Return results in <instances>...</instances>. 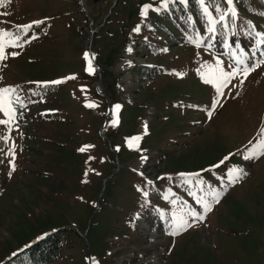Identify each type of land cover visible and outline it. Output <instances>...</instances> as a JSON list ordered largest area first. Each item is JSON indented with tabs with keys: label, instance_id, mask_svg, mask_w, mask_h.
Instances as JSON below:
<instances>
[{
	"label": "rangeland",
	"instance_id": "rangeland-1",
	"mask_svg": "<svg viewBox=\"0 0 264 264\" xmlns=\"http://www.w3.org/2000/svg\"><path fill=\"white\" fill-rule=\"evenodd\" d=\"M206 3L213 14L211 0ZM144 4L159 8L161 0H11L0 7V28L21 33L20 43L30 41L6 50L19 55L0 62V87L14 86L29 100L39 89L35 82L75 76L29 109L33 123L23 136L16 127L11 133L15 171L9 176V164L0 165V261L37 233L66 226L71 232L62 256L51 264H92L90 258L98 264H264V155L244 159L249 141L264 128V64L247 79L234 78L220 99L223 106L209 119L206 110L216 92L197 69L216 58L228 69L231 53L242 49L202 34L173 45L154 25L157 11L142 20ZM217 4L227 8L224 0ZM234 7L239 14L236 0ZM34 20L45 23L28 33L16 27ZM159 36L164 43L157 52L138 42ZM190 38L203 43L197 47ZM86 50L95 54L94 74L85 71ZM261 51L249 43L244 52L250 58L255 52L258 60ZM106 99L112 107L121 105L116 129ZM89 101L96 107H87ZM145 123L139 150L129 148L126 138L142 135ZM106 124L111 142L99 135ZM6 131L0 125V135ZM19 144L27 149L19 152ZM86 145L92 147L78 151ZM229 153L219 168L202 171ZM231 168L247 175L229 184ZM136 170L155 179L153 187ZM179 173L199 177L185 184ZM209 192L222 195L204 220L170 235L172 217L203 213L198 201L212 202ZM165 219L168 224L160 226Z\"/></svg>",
	"mask_w": 264,
	"mask_h": 264
},
{
	"label": "snow or ice",
	"instance_id": "snow-or-ice-1",
	"mask_svg": "<svg viewBox=\"0 0 264 264\" xmlns=\"http://www.w3.org/2000/svg\"><path fill=\"white\" fill-rule=\"evenodd\" d=\"M11 0H0V7L5 6L7 3H10ZM177 0H161V5L159 8L154 7L152 4H144L141 6L140 9V16L142 20L147 17L149 10L153 11H162L166 10L171 3H176ZM180 4L187 5L189 0H178ZM196 3L200 6L203 15L206 18L208 23L207 32L211 34H215L217 32L218 26L220 28L227 29L229 28L233 22L238 18L237 10L234 7V0H224V3L227 5V8H222L220 5H214L216 15L213 16L212 12L209 10V7L206 3V0H196ZM7 13H4L6 15ZM47 19V18H45ZM190 19V18H189ZM44 20H34L29 24L26 25H17L18 29H22L23 33H28L29 30L33 28V26H40L44 24ZM249 27L251 28V23L249 22ZM134 32H140V25H137L134 29ZM255 33V29L252 28V32L249 33L250 35ZM257 40H256V49L259 51L260 46L264 45V33H255ZM38 37L33 34L31 39H37ZM21 40V33H13L10 30H6L0 28V62L5 61L9 58V56L15 57L19 55L17 51H6L9 48H22L24 43H29L30 41L25 39L23 43H20ZM190 42L194 43L197 47H200L203 43L202 39H195L192 40L190 38ZM227 46V45H226ZM239 46L237 45V48ZM129 52L132 49L129 47L127 49ZM166 51V50H165ZM232 55V64L228 66L226 69L223 66V62L219 59H215L214 64L205 63L201 65L200 68L197 69V73L200 75L201 79L204 83L211 85L216 92V95L212 98L211 106L206 110L207 116L209 119L212 118L213 113L216 111L217 107H222L223 105L220 104L221 97L224 96V89L231 84V81L238 77L243 76L244 79H247L249 74L253 72L256 68H258L261 64H264V51L260 52V59H255V52L252 54V58H250L247 53L244 51H233ZM83 58L86 62L85 71L89 74L95 73V67L92 61L95 59V54L90 53L89 51H85L83 53ZM252 60L251 64H249V60ZM130 63V62H129ZM230 69V70H229ZM177 76H183L184 73H176ZM2 79V77H0ZM69 79H75V76H68L61 79L53 80V81H46V82H35L37 83L38 87L46 88L49 85H58L65 83ZM244 80L240 81L243 84ZM235 87L236 85H232ZM17 89L14 86H4L0 87V113L3 114L5 118L0 119V125L6 126L8 132L10 133L13 129V126L16 125L17 120V108L15 105L19 104L21 108H24V103L20 100V97L16 94ZM38 94V93H34ZM239 95V93H237ZM87 107L92 108L96 107L94 103H87ZM189 107H197L195 105H189ZM121 105L116 104L110 110V115L112 116V120L110 121L111 126L116 127L119 124V113H120ZM22 115V113H21ZM18 128V125H16ZM147 123L144 125V133L142 135H136L129 138H126V144L129 148H134L139 150V142L143 138V135H147ZM11 140V136L8 134L0 135V141H3L5 144ZM249 147L246 148L244 153V159L251 160V159H258L261 155H264V128L259 129V134L255 139V142L249 141ZM88 147H92L89 145L82 146L78 151L84 152ZM119 150V148H117ZM0 152H3L5 156H11V160L8 161L9 163V176H11L12 172L15 171V144L14 142L8 148L7 152H4L3 149H0ZM233 155L229 153L227 156L223 157L216 165L210 166L209 169H205L202 171H210L212 168H219L221 165L225 163L229 159V157ZM89 159H93V157H89ZM147 159L146 156H141V161H145ZM87 171L85 172V176H87ZM143 176V173H139ZM180 177L183 178V183L191 184L193 183V178L199 177V173H179ZM247 173L243 169L238 168H231L228 170V182L229 184L238 183L240 179L246 176ZM163 177H158L157 179H162ZM171 178V177H169ZM84 182H87L86 180ZM153 182L148 180L146 181L147 185H151ZM195 183L199 185L202 183L201 180L196 179ZM138 190H141L138 187ZM142 191V190H141ZM144 197L148 196L147 191H143ZM209 196L212 197V202H209L205 199H200L198 203L202 204L203 206V213H197L195 211H188L186 215H174L170 220V235H179L181 232L186 231L188 228L192 227L197 221H203L205 218V214L212 210V203H219L220 196L222 193L219 192H209ZM167 199V197H165ZM147 202V201H146ZM175 203V201H172ZM138 215V214H137ZM191 217V223L186 218ZM15 255V254H14ZM88 259V258H86ZM92 260V264H98L95 258H90Z\"/></svg>",
	"mask_w": 264,
	"mask_h": 264
},
{
	"label": "trees",
	"instance_id": "trees-1",
	"mask_svg": "<svg viewBox=\"0 0 264 264\" xmlns=\"http://www.w3.org/2000/svg\"><path fill=\"white\" fill-rule=\"evenodd\" d=\"M215 1L211 0V5ZM236 1L240 10L238 18L227 29L218 26L215 34L221 40L223 36H229L228 32L233 30L234 40L238 39L244 42L247 39L252 42L249 34L252 32V27H249V22L254 23V27L256 26L258 30H264V0ZM215 15V8H213V16ZM154 21L160 29L172 35L173 39L177 41L185 40L188 36L196 35V33H202L205 37L211 35L207 32L208 23L196 0H189L186 6L177 0L176 3L169 4L166 10L159 11ZM234 26L237 30L234 29ZM93 79L96 81L97 76H94ZM50 87L54 88L50 85L46 88L50 89ZM46 88H43L42 91H45ZM70 232L71 229L66 226L53 227L47 231L44 237L34 241L31 239V243L24 250L6 259L2 264H50L62 256V249Z\"/></svg>",
	"mask_w": 264,
	"mask_h": 264
}]
</instances>
